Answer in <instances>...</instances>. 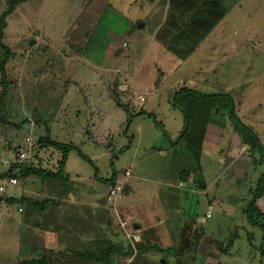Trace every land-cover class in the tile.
<instances>
[{
	"label": "rangeland",
	"instance_id": "374dc122",
	"mask_svg": "<svg viewBox=\"0 0 264 264\" xmlns=\"http://www.w3.org/2000/svg\"><path fill=\"white\" fill-rule=\"evenodd\" d=\"M220 2L226 13L224 34L219 31L214 37L219 46L210 51L202 48L189 58L180 67L189 82L173 84L171 90L183 86L229 95L237 118L252 128L264 147V0ZM111 5L128 15L140 6L137 18L143 20L136 21L146 23L145 31L157 25L163 11L160 6L150 9L144 0L130 4L128 0H24L4 19L2 40L12 56L0 64V92L1 79L6 87L0 102V173L12 163L56 170L61 154L39 149L37 143L46 135L76 146L93 166L69 150L62 181L21 178L17 169L15 184L0 178V264H16L35 254V245L24 247L32 238L37 242L43 238V234L30 237L29 228L40 222L41 204L50 209L49 202L53 203V211L54 203L60 204L73 192L75 201H67L82 206L69 207L67 216L86 218L94 206L110 205L104 179L113 173L121 179L126 169L131 173L127 182L134 202L128 213L116 215L117 223L126 220L134 232L130 226L137 214L159 232V239L146 242L152 247L140 252L141 264H174L172 253L164 249L179 246V232L195 217L207 236V262L197 253L204 249L203 238L200 245L199 237L193 236L189 249L178 247L176 264H264L261 231L244 212L264 164L242 142L244 134L235 132L225 116L211 112L207 99L189 102L177 97L176 106L171 104L165 88L170 76L181 69L151 61L134 50L137 44L130 42V48L121 44L123 30L130 29V19H135L121 18ZM7 8V0H0V16ZM119 104L129 114L145 113L128 119ZM203 123L210 131L203 130ZM208 132L213 133L209 136L213 145L198 149ZM203 183L206 194L198 186ZM195 197L200 199L197 205L192 202ZM8 198L23 201L7 203ZM255 205L264 211V194ZM47 213L50 216L51 209ZM81 223L77 227L85 228ZM191 227L194 234L198 226ZM111 230L124 237L119 224ZM160 231L167 235L162 237ZM181 235V239L188 236Z\"/></svg>",
	"mask_w": 264,
	"mask_h": 264
},
{
	"label": "crops",
	"instance_id": "0c3cea01",
	"mask_svg": "<svg viewBox=\"0 0 264 264\" xmlns=\"http://www.w3.org/2000/svg\"><path fill=\"white\" fill-rule=\"evenodd\" d=\"M128 2L130 4L131 0H128ZM144 2L150 3L149 5L150 9H156L158 6H160L163 10L160 15L157 25L153 29H148L146 31H145L146 23L141 22L140 24L138 23L139 20L136 21L137 16L140 15L139 10L142 9L140 6L134 7V10L132 9L133 11L129 15L124 10H115V8L112 5L109 6L112 10L119 12L121 18L123 16V19H126L128 17H132L135 19L134 21L133 19H130V29H127L126 31L123 30L124 32L122 33L123 40L121 44H125L127 48H130L129 47L130 42L134 43L135 45L137 44L135 49L132 47L134 50L140 51V53H145V55L146 56L148 55L150 57V60L153 62L161 60L160 65H165L166 67L164 68L171 67L173 68V70H176V69H179L182 65L187 64L189 58L195 56L202 48L208 51L209 49L219 46L218 39L217 38L214 39V37L216 36V32H219V31L221 32L220 34H224V28H223L224 20L223 19L225 18V13H226L224 11V7L221 4L220 0H144ZM175 10H178L179 13L176 14L174 12ZM149 12L151 13L152 11L149 10ZM154 12L155 11H153L152 13ZM171 14L174 15V20H175L174 22L176 25H179V24L181 25V23L187 24L195 17L205 18L209 20H212L218 16H222V18L217 24H215V26H213L210 32L206 36H204L202 40H200V42L193 49V51L186 56L185 51L189 49V47L191 46L192 44L191 40L192 39L197 40L201 37L200 36L201 33H204L206 30V27H208L207 23L205 21H202L206 26L199 25L193 31H182V29L177 31L175 27L172 28V32H170V36L171 38L173 37L174 40L172 43L169 42L168 46H165V44H162L157 40L156 35H157V32L160 30L162 24L165 22L167 17L171 16ZM192 14H194L193 17H192ZM137 19L143 20L140 17H138ZM137 24L138 26L136 27ZM134 26L135 28H133ZM167 35L169 36V33ZM162 50L165 51L164 54H161ZM130 52L132 51H129V53ZM130 54L133 55L134 52ZM162 59L165 60L164 64H163ZM180 69L181 71L177 75L170 76L172 81L167 86L168 88H165L167 98L170 97V95H171V98H173L174 92L177 91L178 89L186 88L182 86V87H177L176 89L171 90V87H174L173 84L182 83L184 81L189 82L188 79H186L188 78V76L185 75V73L187 72L184 73V71H182L183 69L182 68ZM166 79H168V77ZM156 87L157 86H155V88L153 89L156 90L157 89ZM187 89L193 90L201 94H212V93H207L205 91L200 92L197 89L195 90L193 88H187ZM134 113H137V112L135 111ZM204 130L210 131L208 124H205ZM208 133H205V136L203 137V139H201V147H202V144H205V146L207 144L210 145L212 139L210 138L211 140H209V136L213 135V133L212 134L210 133L208 134ZM216 144H219V142ZM181 174H184V172H181ZM181 174L179 173V175ZM125 182H126L125 183V194H124L123 199L121 200V203L117 206L116 211H114L112 206L109 204L106 207L94 206L92 213H87L86 215H89V216H86V218H80V219L79 218L77 219L69 218L70 216H67L69 207H73L74 205L75 207L82 206L81 204H76V203L67 201L69 199H72L73 202L75 201V196L73 192L71 193L68 192L67 194H69L68 196L69 198L67 197L66 199L62 198L61 199L62 202L60 201L61 202L60 204L54 203L56 207L54 208L53 211H52L53 203L49 202L50 209L52 212L50 216H48V214L50 213H47V210H50V209H48L47 207H42V204H41L39 207L41 211V213L39 214L40 222H38L37 224L34 223L33 224L34 228L31 227V225H29V228L31 229L30 237L33 234L35 235L43 234V238H41L39 242L36 241V238H32V242H30L27 246L24 247V249L29 250L32 245H35L33 249L37 250L35 251V254H34L36 257H34L33 254L32 255L30 254L31 256L28 259L44 258L46 264H136V262H139L137 264H141L140 260L138 259L140 252L144 250L146 246L148 245H149L148 247H152L150 246L151 243L147 245L146 242H151V240L153 241V240L159 239V232H156L155 227H153V224H149V223L146 224L145 221L143 220L141 221L142 218L140 219V217L137 214L133 216L134 218H136V220L135 219L133 220V225L131 226L133 231L140 236V241H141V232H146L147 239H146V242L142 241V245H144V248L142 250H137L136 255L134 257H132V255L127 254L128 249L126 247L128 244L125 243L126 242L125 239L123 238V236H119L120 233L117 234L118 232L116 230H111V227H113L114 225L118 226V223L115 219L116 213L117 214L119 213L121 216L124 215L125 213H128L130 209V204L134 202L130 200L132 198L130 196L132 187L127 182V180ZM205 183H203L204 187L200 189V192L203 194H206L207 185H205ZM181 184L182 183L180 181L178 185H181ZM107 188H108V184H107ZM191 191L194 193L193 190ZM199 200L200 199L198 197L192 198V202H194V204L196 205L199 203ZM45 202H48V200H46ZM195 219H196L195 224L193 225L198 226V228L196 229V232L193 235L191 234L192 232L190 230L189 232L188 230L185 231V229L184 231L183 230L180 231L179 234L177 232L180 239L183 236L181 235L182 233L188 234L186 245L184 241L182 242L183 244H181V240H179V238L177 241V245L178 243H180L179 246H182V247L188 246V248L187 247L185 248L189 249L191 247V244L194 241V239H192L193 236L199 237L198 241L200 242V245L202 244L201 239L203 238L202 240L205 245L206 243L205 238H207V236L204 235L203 230L199 226V224L201 223L200 222L201 220L198 219L197 217H195ZM82 220L85 222H83ZM77 222L79 223L82 222L81 226H83L84 224L85 228H82V229L80 227L78 228ZM159 222H160V218L158 219L157 224ZM190 223L191 221L187 225L189 226ZM160 235L162 237H165V235L167 234H165L164 231H160ZM111 246H116L117 247L116 250L115 251L112 250ZM206 247L207 246L205 245L203 246L204 249H200L202 253L197 252L200 255H203V256H200V258L203 259L205 257L204 258L205 262H207V259H208L206 258V256H204V253L207 252ZM106 248L108 250L106 251L107 254H105L104 252L105 254L104 258L109 257L108 259L109 261L105 259L106 261L99 263V262H94V261L87 259L88 255L86 253L88 254L90 253V255L91 253L93 255L94 254L98 255V253L101 250H104ZM169 249H172V251L174 252L177 248L173 246V247H169L168 249H164V250L171 252ZM19 252L21 253V248H19ZM173 252H171L172 253L171 255L172 257H174L172 258L174 259L173 260L174 264H176L177 257L174 256L175 254H173ZM148 259H145V260H148ZM178 263L182 264L183 262L179 261Z\"/></svg>",
	"mask_w": 264,
	"mask_h": 264
},
{
	"label": "trees",
	"instance_id": "16d2710c",
	"mask_svg": "<svg viewBox=\"0 0 264 264\" xmlns=\"http://www.w3.org/2000/svg\"><path fill=\"white\" fill-rule=\"evenodd\" d=\"M24 0H7L8 3V8L5 9L4 12L1 13L0 16V51L4 54V59H2L0 61V64L2 65L5 61V59L8 56H12L9 50V47L3 42L2 37H3V28L5 27V17L8 16L9 13L12 12V10L14 9L15 5H17L18 3L22 2ZM178 9V7H177ZM182 11V10H180ZM176 14L179 13L178 10L174 11ZM173 16V17H172ZM189 16V14H188ZM194 16V14H192V17ZM187 18V17H186ZM222 18V16H218L212 20L209 19H205V18H198L195 17L194 19H192L189 23L187 24H182L181 25H176L175 24V20H174V15L171 14V16L167 17V20L165 21V23L163 24V26L160 28V30L157 32V40L162 43L165 44V46H168L169 42H173V37L171 38L170 36V32H172V28H176L177 31L181 30L182 31H193L196 27L200 26H206L202 21H205L207 23L206 30L204 33H201V37L197 40H191L192 44L189 47V49H187L185 51V55L187 56L188 54H190L193 49L197 46V44L200 42V40H202V38L204 36H206L210 30L213 28V26H215V24H217L220 19ZM169 33V36L167 35ZM1 86H2V91L0 92V102L2 101L4 95H5V83H2V79H1ZM177 97H181V98H185L188 99L189 102H196L197 100H206L207 103H209V109L211 110V112H213L214 114L218 115V116H225L227 118V120L229 122L232 123L233 125V129L235 130V132H240L243 136V140L242 142L246 145L249 146L250 150L254 153H257V156L259 157V163L260 164H264V147L263 145L260 143L259 137L257 136V134L252 130L251 127L244 125L235 115V111H234V100L226 94H218V93H213V94H201L198 92H195L193 90L187 89V88H180L177 91L174 92V96L172 98V105H175V99ZM119 107L123 108L126 112L127 118L131 119V117L135 114H144L145 112L143 111H138L137 113H128L127 109L125 108L126 106L119 104ZM183 114H184V118L187 117V115L185 114L183 109H180ZM148 117L153 118L152 114L148 113L147 114ZM127 119V120H128ZM186 120V119H185ZM155 121V120H154ZM206 123H203V130L205 127ZM186 127L184 128L183 133L180 135L179 139H181L185 133ZM39 149H47V148H51V149H55L56 151H58L61 154V157L58 159V166L56 170H47L41 167H34L33 165L31 166H26V165H22L19 163H12L10 164L9 168L7 171L0 173V178L5 179V178H14L16 180L17 176L14 173V170H18V174L20 175L21 178H26L28 176H34V177H40V178H58L59 180H63L64 176L66 178V173L64 171V167H65V161H66V156L69 150H73L75 151L80 157H82L87 163H89L91 166L92 165V161L90 159H88L84 154H82V152L74 145H72L71 143H61L58 141H54L51 140L50 138H48V136L46 135L45 137L39 138L37 140ZM198 149L200 148L201 150V141L200 143L197 144L196 146ZM198 169V168H197ZM95 178L96 174L94 175ZM116 177L115 174L113 173L111 175V177L104 179V182L106 184H108V186L110 184H112L115 181ZM198 186L200 188L204 187V184H198ZM249 194H250V198L247 202L246 205V209H245V214H246V218L247 221L257 227L260 231H261V252L264 255V211H261L258 209V207L255 205L256 201L258 198H260L263 194H264V172L262 174H260V176L258 177V179L256 180L253 188H251L249 190ZM7 203H14V202H21L23 201L22 199H15V198H8L5 199ZM192 223V224H191ZM190 225H186L184 227L185 231L186 230H193V228L191 227L193 224H195V219L193 218V220H191ZM195 231V230H194ZM148 232V231H147ZM183 234V233H182ZM193 234V233H192ZM146 232H141V241H139L138 243H136L135 245V252L137 250H142L144 248V245H142V241L146 242ZM187 238L188 236H186L185 238L183 237L181 239V244H183L182 242H187ZM112 250H116V246H111ZM182 248V246H179ZM128 249L127 254L128 255H132V251L133 249L127 245L126 247ZM179 248V249H181ZM188 248V246H187ZM108 249H104L101 250L98 255H93L91 253L88 254L86 253L87 259L94 261V262H104V261H109V257L108 258H104V255L107 254ZM171 252L172 249H169ZM177 249L173 252V254H176ZM182 251V250H181ZM105 252V254H104ZM134 252V251H133ZM184 252V251H182ZM85 256V254H84ZM106 259V260H105ZM17 264H46L45 263V259L44 258H38V259H28V260H20Z\"/></svg>",
	"mask_w": 264,
	"mask_h": 264
},
{
	"label": "built area",
	"instance_id": "2783aa9c",
	"mask_svg": "<svg viewBox=\"0 0 264 264\" xmlns=\"http://www.w3.org/2000/svg\"><path fill=\"white\" fill-rule=\"evenodd\" d=\"M139 101L142 103L144 99L139 97ZM131 176V173L129 170H124L122 173V178L118 179L116 178L115 181L108 186L107 192H106V200L110 203L114 211H116L115 205L118 201H121L125 194V181L128 177ZM8 183L11 185L16 183V180L14 178H9ZM3 187H0V190L2 191ZM117 215V213H116ZM119 228L123 231L124 239L127 241V244L135 251V245L140 241V236L136 234L135 232H132L129 230V223L126 220H119L118 221ZM132 229V227L130 226ZM133 230V229H132Z\"/></svg>",
	"mask_w": 264,
	"mask_h": 264
},
{
	"label": "water",
	"instance_id": "95a60500",
	"mask_svg": "<svg viewBox=\"0 0 264 264\" xmlns=\"http://www.w3.org/2000/svg\"><path fill=\"white\" fill-rule=\"evenodd\" d=\"M170 100H171V103H172V98Z\"/></svg>",
	"mask_w": 264,
	"mask_h": 264
}]
</instances>
